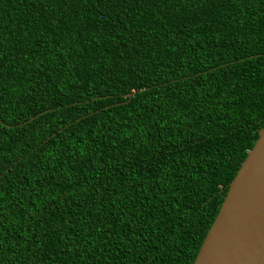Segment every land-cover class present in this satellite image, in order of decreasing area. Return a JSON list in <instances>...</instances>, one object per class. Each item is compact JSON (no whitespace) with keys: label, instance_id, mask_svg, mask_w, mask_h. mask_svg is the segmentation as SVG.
<instances>
[{"label":"trees","instance_id":"1","mask_svg":"<svg viewBox=\"0 0 264 264\" xmlns=\"http://www.w3.org/2000/svg\"><path fill=\"white\" fill-rule=\"evenodd\" d=\"M264 124V0H0V264H192Z\"/></svg>","mask_w":264,"mask_h":264},{"label":"water","instance_id":"2","mask_svg":"<svg viewBox=\"0 0 264 264\" xmlns=\"http://www.w3.org/2000/svg\"><path fill=\"white\" fill-rule=\"evenodd\" d=\"M192 264H264V124Z\"/></svg>","mask_w":264,"mask_h":264}]
</instances>
